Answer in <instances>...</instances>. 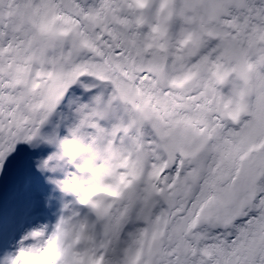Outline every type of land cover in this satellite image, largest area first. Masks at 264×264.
<instances>
[{
  "label": "snow or ice",
  "instance_id": "6c2138e0",
  "mask_svg": "<svg viewBox=\"0 0 264 264\" xmlns=\"http://www.w3.org/2000/svg\"><path fill=\"white\" fill-rule=\"evenodd\" d=\"M29 254L264 264V0H0V264Z\"/></svg>",
  "mask_w": 264,
  "mask_h": 264
},
{
  "label": "clouds",
  "instance_id": "9594fccd",
  "mask_svg": "<svg viewBox=\"0 0 264 264\" xmlns=\"http://www.w3.org/2000/svg\"><path fill=\"white\" fill-rule=\"evenodd\" d=\"M51 163L55 164L57 162L53 161ZM37 167L38 168L40 167L39 158H37ZM111 193H112V189L107 188L100 184H94L93 186L89 187L87 191L83 192L82 196L84 197V199L87 200V199H91L96 196L107 195ZM39 230L46 231L47 229L42 228ZM40 244H41L40 241L30 240L29 243L24 245V247L25 248H37V247H40ZM21 264H43V261L41 259L34 258L33 254H29L21 258Z\"/></svg>",
  "mask_w": 264,
  "mask_h": 264
},
{
  "label": "bare ground",
  "instance_id": "6f19581e",
  "mask_svg": "<svg viewBox=\"0 0 264 264\" xmlns=\"http://www.w3.org/2000/svg\"><path fill=\"white\" fill-rule=\"evenodd\" d=\"M42 220H43V218H41ZM41 222H43V221H41Z\"/></svg>",
  "mask_w": 264,
  "mask_h": 264
},
{
  "label": "rangeland",
  "instance_id": "374dc122",
  "mask_svg": "<svg viewBox=\"0 0 264 264\" xmlns=\"http://www.w3.org/2000/svg\"><path fill=\"white\" fill-rule=\"evenodd\" d=\"M41 221H43V220L41 219Z\"/></svg>",
  "mask_w": 264,
  "mask_h": 264
}]
</instances>
